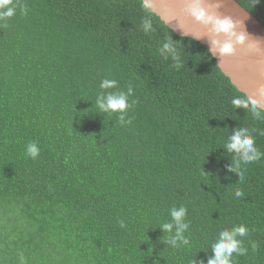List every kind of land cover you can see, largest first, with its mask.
<instances>
[{
  "label": "trees",
  "instance_id": "16d2710c",
  "mask_svg": "<svg viewBox=\"0 0 264 264\" xmlns=\"http://www.w3.org/2000/svg\"><path fill=\"white\" fill-rule=\"evenodd\" d=\"M235 1L264 26V0ZM12 6L0 17V264H209L240 225L247 251L231 264H264V112L233 105L247 98L208 49L141 0ZM110 94L127 111L102 110ZM241 129L261 153L247 164L227 148Z\"/></svg>",
  "mask_w": 264,
  "mask_h": 264
},
{
  "label": "water",
  "instance_id": "95a60500",
  "mask_svg": "<svg viewBox=\"0 0 264 264\" xmlns=\"http://www.w3.org/2000/svg\"><path fill=\"white\" fill-rule=\"evenodd\" d=\"M144 5L176 35L191 38L205 46L220 71L236 89L250 100L258 101L264 112V98L258 89L264 88V26L235 0H141ZM202 8L211 19H197L191 14ZM229 20L234 35L216 30V20ZM245 40L236 43V37ZM234 44V53L222 56L219 45Z\"/></svg>",
  "mask_w": 264,
  "mask_h": 264
},
{
  "label": "clouds",
  "instance_id": "9594fccd",
  "mask_svg": "<svg viewBox=\"0 0 264 264\" xmlns=\"http://www.w3.org/2000/svg\"><path fill=\"white\" fill-rule=\"evenodd\" d=\"M13 0H0V17H12L15 14V9L12 6ZM147 7V5H146ZM191 14L195 16L197 19H204L206 16L208 19L211 17L208 16L207 12L204 9L200 8L199 12H197L196 8L193 7L191 10ZM216 30H223L232 35L233 25L229 20H219L217 19L214 25ZM245 40V36L240 35L236 37V43H241ZM169 46L166 44L165 48ZM234 44L232 42H225L219 45V53L224 55H231L234 53ZM117 81L105 79L101 83V88L109 89L116 87ZM132 90L129 89V95ZM258 92L262 98H264V88L258 89ZM233 105L240 107H248L249 103L252 105V110L254 112H258V101L256 100H245V99H233ZM99 107L105 111L111 112H119L123 113L127 111L129 108L128 99L125 95H108L106 98V103L99 102ZM121 121L124 120V117L121 116ZM128 123H131L129 120ZM254 140L245 134V130L241 129L235 132L233 136L230 138V142L227 144V148L230 152L238 153L241 156L243 163L247 164L249 162L256 161L260 158L261 153L258 152L256 147H254ZM27 155L33 159H35L39 155V148L35 143H30L27 147ZM240 161H237V167L239 166ZM242 193L240 191L236 192V196H241ZM186 215V209L184 207H180L178 209H173L171 212V216L173 220L176 221L179 230H183L187 227L186 224L182 223L183 218ZM123 227V224L121 223ZM163 228L165 230H170L172 228L171 224H164ZM179 235V231L177 233ZM247 234V229L243 226H236L231 230H223L219 233V238L216 243L212 246L214 256L209 260V264H231V257L233 253H237L239 255H244L246 253V249L241 246V240L237 239V237H243ZM187 243V241H185ZM255 247V245H253Z\"/></svg>",
  "mask_w": 264,
  "mask_h": 264
}]
</instances>
